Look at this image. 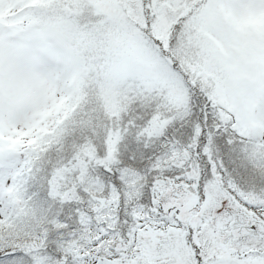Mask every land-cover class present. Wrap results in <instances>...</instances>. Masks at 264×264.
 <instances>
[{
	"label": "snow or ice",
	"instance_id": "6c2138e0",
	"mask_svg": "<svg viewBox=\"0 0 264 264\" xmlns=\"http://www.w3.org/2000/svg\"><path fill=\"white\" fill-rule=\"evenodd\" d=\"M0 264H264V0H0Z\"/></svg>",
	"mask_w": 264,
	"mask_h": 264
}]
</instances>
